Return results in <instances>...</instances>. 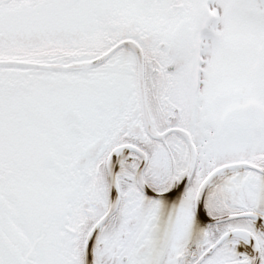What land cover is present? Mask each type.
I'll return each mask as SVG.
<instances>
[{"label": "snow or ice", "instance_id": "1", "mask_svg": "<svg viewBox=\"0 0 264 264\" xmlns=\"http://www.w3.org/2000/svg\"><path fill=\"white\" fill-rule=\"evenodd\" d=\"M0 264H264V0H0Z\"/></svg>", "mask_w": 264, "mask_h": 264}]
</instances>
